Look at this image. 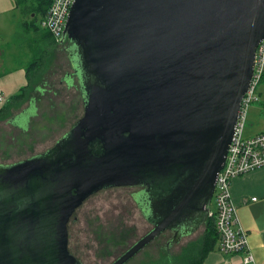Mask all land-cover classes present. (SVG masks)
I'll use <instances>...</instances> for the list:
<instances>
[{
	"label": "water",
	"instance_id": "1",
	"mask_svg": "<svg viewBox=\"0 0 264 264\" xmlns=\"http://www.w3.org/2000/svg\"><path fill=\"white\" fill-rule=\"evenodd\" d=\"M64 37L84 115L46 153L0 165V264H79L68 224L108 188L159 196V222L113 264L164 232H198L253 79L264 0H76Z\"/></svg>",
	"mask_w": 264,
	"mask_h": 264
},
{
	"label": "rangeland",
	"instance_id": "2",
	"mask_svg": "<svg viewBox=\"0 0 264 264\" xmlns=\"http://www.w3.org/2000/svg\"><path fill=\"white\" fill-rule=\"evenodd\" d=\"M3 1L4 10H9L10 6L15 8L14 0ZM28 11L25 10L26 13ZM8 14H12V11L9 10ZM26 15V18L30 20V13ZM14 16L19 18L23 16V12L11 18L13 19ZM16 30L12 41L13 51L23 57L27 50L25 36L28 34L23 32L20 37H17L18 29ZM51 52L53 53L52 66L40 75L31 94V97L36 96L42 100H36L38 113L33 119V126L28 131L30 133H22L7 122L0 124V163L13 164L46 153L84 115V104L80 92L76 87H69L65 81L71 68L64 47L58 46L56 52ZM263 83L260 84L259 90L264 88ZM41 92L43 96L40 95ZM5 100H7L6 97ZM0 104H2L1 101ZM28 108H30V103L23 106V109ZM33 109L32 107L31 111ZM61 117H63L62 120L57 119ZM250 125L251 120L248 122L247 131L256 127ZM214 208L213 203L211 209ZM204 229L202 227L194 235L184 238L173 251L180 254L189 243L196 242L202 236ZM151 230V226L143 218L137 206L133 191L123 188L110 189L93 196L77 212L69 226V243H77L84 256L87 257L85 264H109L108 259H112V254L117 250L112 248L115 243L120 244L118 253H123ZM166 240L167 235L163 236L156 246L154 244L138 255L136 264L147 259V254L152 255V258L158 257V248Z\"/></svg>",
	"mask_w": 264,
	"mask_h": 264
},
{
	"label": "trees",
	"instance_id": "3",
	"mask_svg": "<svg viewBox=\"0 0 264 264\" xmlns=\"http://www.w3.org/2000/svg\"><path fill=\"white\" fill-rule=\"evenodd\" d=\"M16 4L17 10H29L27 13H30L31 17L30 20H21L17 23V37H20L23 32L28 34V36H25V41L27 42V51L31 58L28 67L29 83L27 87H23L19 93L12 96L8 101L4 100V102H2L4 106L0 109V124L7 122L14 129L22 133H30L28 131L33 126V119L37 117L38 113L36 100H42L36 96L31 97V94L34 90L35 83L40 79V75L52 66L53 53L51 51L56 52L58 46L64 47L71 68L70 74L65 77V81L69 87L77 88L83 99L84 106L86 79L76 47L74 45L72 46L68 38L64 37V35L62 39L58 41L50 32L40 25L49 12L52 0H16ZM27 13L25 12V14ZM262 82H264V78ZM40 95L43 96V92H41ZM26 103H30V108L23 109ZM32 107L34 108V112L31 111ZM52 107L54 108V106ZM57 119L62 120L63 117ZM53 120L55 121V119ZM133 197L136 201V195H133ZM213 203L214 201H212V204ZM203 227L205 229L202 236L196 242L189 243L183 248L184 250L182 249L183 251L180 252V254L174 252L172 246L167 249L162 245L163 247L161 246L158 248V257L152 258V255L147 254L148 260L145 259L140 264H204L207 256L218 248L219 235L212 217L207 216ZM156 240V242H159L158 238ZM154 244L156 246L158 243H151L138 255L144 253L146 249ZM157 247H159V245ZM138 255L133 258L134 261H136Z\"/></svg>",
	"mask_w": 264,
	"mask_h": 264
},
{
	"label": "built area",
	"instance_id": "4",
	"mask_svg": "<svg viewBox=\"0 0 264 264\" xmlns=\"http://www.w3.org/2000/svg\"><path fill=\"white\" fill-rule=\"evenodd\" d=\"M76 0H52L49 12L41 27L58 41L65 33L70 10ZM264 78V40L257 49L254 75L243 101L228 149L226 163L217 176L213 195L214 209L210 208L219 235L218 250L226 255L244 254V264H255L251 253L248 233L242 226L237 206L232 197V182L244 175L264 168V133L247 136V125L251 107L259 102V86ZM4 96L0 101L4 102ZM257 199L254 198L253 201Z\"/></svg>",
	"mask_w": 264,
	"mask_h": 264
},
{
	"label": "crops",
	"instance_id": "5",
	"mask_svg": "<svg viewBox=\"0 0 264 264\" xmlns=\"http://www.w3.org/2000/svg\"><path fill=\"white\" fill-rule=\"evenodd\" d=\"M14 1L15 8L10 6L12 14H8L9 10L3 8L4 1L0 0V96L4 95L6 101L27 87L31 61L27 50L23 57L13 51L17 23L27 20L25 11L17 10ZM19 12H23V16L11 18ZM3 106L0 104V109ZM249 119L250 126L256 127L247 131L248 137L264 133V88L259 90V102L252 106ZM231 192L241 224L248 233L255 264H264V168L235 179ZM254 198L257 200L253 201ZM244 257V254L226 255L217 248L207 256L204 264H244Z\"/></svg>",
	"mask_w": 264,
	"mask_h": 264
},
{
	"label": "flooded vegetation",
	"instance_id": "6",
	"mask_svg": "<svg viewBox=\"0 0 264 264\" xmlns=\"http://www.w3.org/2000/svg\"><path fill=\"white\" fill-rule=\"evenodd\" d=\"M67 38V37H66ZM69 133V132H68ZM67 133V134H68ZM66 134V135H67ZM65 135V136H66ZM65 136L63 137V138H65ZM62 138V139H63ZM62 139H60L59 141H61ZM58 144V143H57ZM56 144V145H57ZM55 145V146H56ZM54 146V147H55ZM53 147V148H54ZM98 147V144L96 143L95 144V148H97ZM0 165H10V164H5V163H0ZM110 189H120V188H108V189H105V190H103V191H106V190H110ZM123 189H128V190H130V191H133V195H136V203H137V206H138V208H139V210H140V212H141V214H142V216H143V218L149 223V225L151 226V228L153 229L154 227H155V225H156V223H158L159 222V220H160V218H158V217H154V216H152V204H153V201H155L156 202V200H157V198L159 197V196H151V193L153 192V190H152V188H151V186L149 185V186H139V187H135V188H129V187H126V188H123ZM103 191H101V192H103ZM101 192H99V193H101ZM99 193H97V194H99ZM97 194H95V195H97ZM94 195V196H95ZM93 197V196H92ZM92 197H90L89 199H91ZM167 197V195H164L163 197H161V199L163 200L164 198H166ZM88 199V200H89ZM87 200V201H88ZM86 201V202H87ZM85 202V203H86ZM154 202V203H155ZM84 203V204H85ZM83 204V205H84ZM83 207V206H82ZM81 207V208H82ZM80 208V209H81ZM79 209V210H80ZM79 210H77V212L79 211ZM77 212L74 214V216L71 218V220H70V222H69V224H68V229H69V226H70V224H71V222H72V220L75 218V215L77 214ZM204 226V225H203ZM203 226H201V228L203 227ZM200 228V229H201ZM150 232V231H149ZM148 232V233H149ZM195 233H193V234H191V235H189V236H192V235H194ZM165 235H167V240H166V242H162V243H164L163 245L167 248V249H169L170 247H171V245H173L172 247H173V249L176 247V246H178V245H180L181 243H182V241L184 240V238H186V237H189V236H186V237H183V238H181L180 240H178V239H176V240H174V234L173 233H171V232H164L160 237H158V239L160 240V239H162L163 238V236H165ZM69 241H70V235H69ZM157 240H155L153 243H159V242H156ZM137 242V241H136ZM177 243V244H176ZM132 247V246H131ZM131 247H128L123 253L122 252H119L118 253V251L120 250L119 248H120V244H117V243H115L114 244V246L112 247L114 250L115 249H117L113 254H112V259H108V261H109V264H113L120 256H122L125 252H127ZM163 247V246H162ZM69 252H70V254L71 255H73L76 259H77V261H78V263L79 264H85L86 263V260H87V257L86 256H84V254L82 253V250H80V248H79V246L77 245V243H69ZM133 260V259H132ZM132 260H130L127 264H136V261H132Z\"/></svg>",
	"mask_w": 264,
	"mask_h": 264
}]
</instances>
